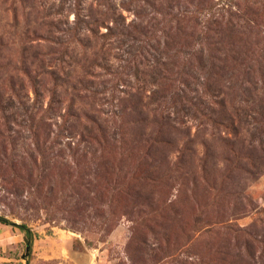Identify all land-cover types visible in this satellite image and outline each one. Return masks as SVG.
Wrapping results in <instances>:
<instances>
[{
	"label": "rangeland",
	"instance_id": "374dc122",
	"mask_svg": "<svg viewBox=\"0 0 264 264\" xmlns=\"http://www.w3.org/2000/svg\"><path fill=\"white\" fill-rule=\"evenodd\" d=\"M0 216V264H264V0H0Z\"/></svg>",
	"mask_w": 264,
	"mask_h": 264
},
{
	"label": "trees",
	"instance_id": "16d2710c",
	"mask_svg": "<svg viewBox=\"0 0 264 264\" xmlns=\"http://www.w3.org/2000/svg\"><path fill=\"white\" fill-rule=\"evenodd\" d=\"M80 13H81V7H79V11L76 12V18H79L80 17ZM212 17L213 16H211L209 14L208 19L205 21L204 27L202 28V32L200 33V35H198V38H197L199 40L198 42L204 41V39H206V33H208V29H210L209 28L210 26H209L208 23L212 22ZM205 67H206V65H204L203 63H200L199 64L200 70H204ZM214 67H215L214 65H210L209 64V68H210L209 71H211ZM187 73L188 72L183 71L184 76H186ZM202 79L203 80H202V82H201L200 85L204 89V92H206L208 94L209 99L210 98L211 99H213V98L215 99V97H216L217 94H215L214 92H212L211 89H210L211 84H212V77H210V76L209 77L203 76ZM181 80H182V84H183V88L181 89V91H182L183 94L180 96L181 102H186L187 104H189L190 109H192L193 112H194L193 113L194 116L196 118H199L200 120H203V122L200 121L201 123L210 122L212 125H216V124H219V123H222L223 124V122H225V120L223 122H221L219 119H214L212 117V114H210V115L208 114L209 113L208 110L212 109V106L211 105H207L206 106L205 104H203V100L201 98L198 99V97H194V96L190 97V95L188 94L189 93L188 92V88H190V83L187 82V79H181ZM153 84H155V86H157V88L160 89V83H153ZM254 90H255V92L257 94L258 93V90L255 89V88H254ZM159 93H160V90H152V94L150 96V102L151 103L158 101L162 97V96L159 95ZM252 94L254 95L255 93L252 92ZM243 97H245L246 100L248 101V95H243ZM257 97H258L257 98L258 101H257V99L254 100V98H253V101L250 100V104L248 105V106H251L252 107L251 116L253 117V120H255V121L257 119L256 113L258 111L256 109H254V108H255V105H258L259 104V102H260L259 99H261L260 98L261 96L257 95ZM196 100H198V101H196ZM242 100H243L242 98L236 99L237 102H241ZM215 103H216V100H215ZM221 105L224 106L223 105V102L221 103ZM206 107H207V109H206ZM242 111L243 110H240L238 108L235 109L236 115L239 114V116H236V117L237 118L239 117L238 118V121L240 123L243 121L244 117L246 118V115H244V112H242ZM216 112H218V111L214 110V113H216ZM206 118H208V119H206ZM235 120H236L235 118L233 120L231 118L226 119V122L229 123V125H226V128L227 129L230 128L228 126H231V127L234 128V126H235L234 121ZM0 222L7 223L8 221L6 219H4L3 217L0 216ZM19 226L23 230H25L27 232V239L29 241L28 242L29 243V247H31V244H32L31 243L32 242L31 229H29V227L27 225H25V224H20Z\"/></svg>",
	"mask_w": 264,
	"mask_h": 264
},
{
	"label": "crops",
	"instance_id": "0c3cea01",
	"mask_svg": "<svg viewBox=\"0 0 264 264\" xmlns=\"http://www.w3.org/2000/svg\"><path fill=\"white\" fill-rule=\"evenodd\" d=\"M9 231V227H7V225L3 224V223H0V239H1V236L5 235V233H7Z\"/></svg>",
	"mask_w": 264,
	"mask_h": 264
}]
</instances>
